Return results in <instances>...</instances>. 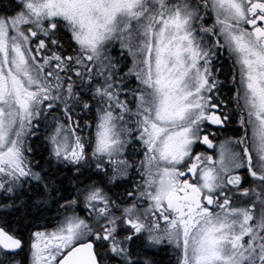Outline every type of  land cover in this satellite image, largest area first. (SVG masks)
Wrapping results in <instances>:
<instances>
[{
    "label": "snow or ice",
    "instance_id": "1",
    "mask_svg": "<svg viewBox=\"0 0 264 264\" xmlns=\"http://www.w3.org/2000/svg\"><path fill=\"white\" fill-rule=\"evenodd\" d=\"M0 264H264V0H0Z\"/></svg>",
    "mask_w": 264,
    "mask_h": 264
}]
</instances>
